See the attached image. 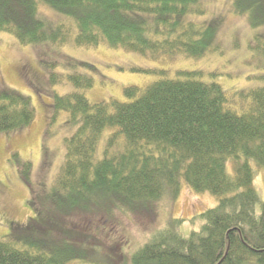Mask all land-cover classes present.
Here are the masks:
<instances>
[{
  "label": "trees",
  "instance_id": "1",
  "mask_svg": "<svg viewBox=\"0 0 264 264\" xmlns=\"http://www.w3.org/2000/svg\"><path fill=\"white\" fill-rule=\"evenodd\" d=\"M234 11L253 31L264 28V0H235ZM207 15L205 0H0V35L23 46L106 47L154 60H197L221 49V19L199 21ZM251 39L263 70L252 75L248 90L232 96L189 70L174 79L159 72L148 87L126 89V103H92L78 91L55 95L52 119L65 113L76 128L52 185L57 203L45 209L57 231L24 240L23 248L0 241V264H103L90 256L94 244L71 233L66 221L76 215L112 220L116 210L142 215L186 185L215 196L218 205L192 220L200 226L188 238L181 219L157 229L130 263L264 264V201L253 167L264 170V35L254 31ZM70 79L83 91L94 86L92 77ZM51 81L61 77L53 74ZM35 118L29 97L0 89V134L24 130ZM24 181L30 184L28 176Z\"/></svg>",
  "mask_w": 264,
  "mask_h": 264
},
{
  "label": "rangeland",
  "instance_id": "2",
  "mask_svg": "<svg viewBox=\"0 0 264 264\" xmlns=\"http://www.w3.org/2000/svg\"><path fill=\"white\" fill-rule=\"evenodd\" d=\"M205 2L208 15L199 21L220 17L221 49L197 60L183 55L154 60L106 47L23 46L11 35H0V89H12L29 97L36 111L30 127L0 134V241H12L23 248L27 240H43L45 230L48 234L57 231L55 224L49 223L53 220L45 209L57 203L52 185L64 163L66 141L75 134L76 128L69 124L65 113L52 119L55 95L66 96L78 91L92 103L110 100L126 103L129 102L126 89H144L160 80L159 72L174 79L177 72L183 70L202 72L205 82L220 84L230 96L251 87L252 75L263 68H257L256 64L261 53L251 50L249 45L254 31L264 35V28L253 31L248 18L234 11L235 0ZM42 10L53 20L59 19L52 11ZM53 74L61 77L60 83H52ZM80 75L92 77L93 88L78 89L70 77ZM104 143L103 140L100 144L101 150ZM27 162L31 163L30 168L26 167ZM253 167L257 171L255 185L264 201V170L254 164ZM229 170L232 172L231 167ZM27 176L30 184L24 181ZM217 205L215 196L197 193L186 185L176 198L164 197L156 206L146 208L142 215L118 210L112 220L76 215L65 225L74 235L94 244H89L94 247L90 254L92 260L100 259L103 264H131V255L146 244L157 229L173 219H181L182 234L188 238L200 226V222L192 223V220ZM56 240L59 243L60 240Z\"/></svg>",
  "mask_w": 264,
  "mask_h": 264
}]
</instances>
